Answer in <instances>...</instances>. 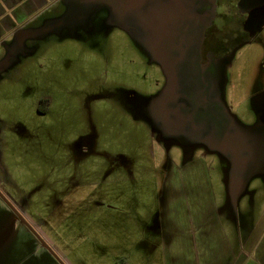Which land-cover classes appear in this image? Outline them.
<instances>
[{"label": "rangeland", "instance_id": "rangeland-1", "mask_svg": "<svg viewBox=\"0 0 264 264\" xmlns=\"http://www.w3.org/2000/svg\"><path fill=\"white\" fill-rule=\"evenodd\" d=\"M67 1L0 70V264H264V0Z\"/></svg>", "mask_w": 264, "mask_h": 264}, {"label": "crops", "instance_id": "crops-1", "mask_svg": "<svg viewBox=\"0 0 264 264\" xmlns=\"http://www.w3.org/2000/svg\"><path fill=\"white\" fill-rule=\"evenodd\" d=\"M50 0H0V62L7 58L4 68L9 66L14 56V43L16 41L15 33L18 30H40L50 21H56L62 17V13L57 16H51L42 20L39 24H31L30 16L35 14L38 9L42 8ZM70 6L67 0H63ZM68 12L67 10H65ZM1 67V68H3ZM0 68V70H1Z\"/></svg>", "mask_w": 264, "mask_h": 264}, {"label": "flooded vegetation", "instance_id": "flooded-vegetation-1", "mask_svg": "<svg viewBox=\"0 0 264 264\" xmlns=\"http://www.w3.org/2000/svg\"><path fill=\"white\" fill-rule=\"evenodd\" d=\"M85 1H87V0H85ZM92 1V0H91ZM94 1H96V0H94ZM80 2L82 3L83 2V0H80ZM104 2V1H103ZM104 3H106V2H104ZM68 14V13H67ZM66 14V15H67ZM214 18L212 19V22L217 18V16L219 15L218 13H217V11H214ZM24 30V29H23ZM44 30H46V29H44ZM30 31H32V30H30ZM19 32V31H18ZM17 32V33H18ZM36 32H37V34L36 35H34V36H27V37H25L26 36V32H23V33H18V35H17V33L15 34V35H17V37H16V41H15V47H17L18 46V43H21V42H24V40L26 39V38H32V37H35V36H38L39 34H40V32H41V29L40 30H36ZM44 33V32H43ZM24 36V38L22 39V37ZM14 47V48H15ZM16 51V48L14 49V52ZM18 214V216H19V218H20V221L23 223V224H25L27 227H28V229L29 230H31V232L37 237V239L42 243V245L44 246V244L43 243H45L46 245H47V242L44 240V238L40 235V233H39V231H37L29 222H28V220H27V218L23 215V214H21V213H17ZM44 247H46V246H44ZM46 248H49V246L47 245V247ZM49 250H50V248H49ZM52 252V251H51ZM53 253V252H52Z\"/></svg>", "mask_w": 264, "mask_h": 264}, {"label": "water", "instance_id": "water-1", "mask_svg": "<svg viewBox=\"0 0 264 264\" xmlns=\"http://www.w3.org/2000/svg\"><path fill=\"white\" fill-rule=\"evenodd\" d=\"M19 32L18 33H23V32H26L27 34H26V36L25 37H31V36H34V35H36L37 34V32L36 31H34V30H32V31H30V30H18ZM18 33H17V35H18ZM16 34V33H15ZM17 35H15V36H17ZM24 38V36L22 37V39ZM6 62H7V58L6 59H4L2 62H0V68L1 67H3L5 64H6ZM44 244V246H46L47 247V245L45 244V243H43Z\"/></svg>", "mask_w": 264, "mask_h": 264}]
</instances>
